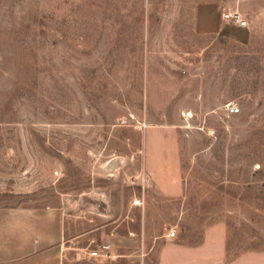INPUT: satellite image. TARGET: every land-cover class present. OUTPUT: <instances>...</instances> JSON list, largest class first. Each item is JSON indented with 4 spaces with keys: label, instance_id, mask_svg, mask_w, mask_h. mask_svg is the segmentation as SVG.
<instances>
[{
    "label": "rangeland",
    "instance_id": "374dc122",
    "mask_svg": "<svg viewBox=\"0 0 264 264\" xmlns=\"http://www.w3.org/2000/svg\"><path fill=\"white\" fill-rule=\"evenodd\" d=\"M25 212L64 264H157L218 222L264 250V0H0V234Z\"/></svg>",
    "mask_w": 264,
    "mask_h": 264
},
{
    "label": "crops",
    "instance_id": "0c3cea01",
    "mask_svg": "<svg viewBox=\"0 0 264 264\" xmlns=\"http://www.w3.org/2000/svg\"><path fill=\"white\" fill-rule=\"evenodd\" d=\"M202 13L197 15L199 30L211 31L202 26ZM153 145L148 140L147 146ZM176 155H178L176 153ZM166 155L164 154L163 157ZM174 157L173 154H171ZM165 164L161 192L167 197L183 195L184 187L178 173L165 174ZM27 214L35 223L31 233L28 225L21 221L18 224L5 225L0 234V264H64L60 254L59 221L50 219V233L43 232L46 216L35 213H10L13 217L26 219ZM52 213H50L51 215ZM37 215V216H36ZM48 216V215H47ZM36 218L38 220H36ZM39 226V227H38ZM228 227L224 222L210 225L198 244H184L174 240L166 241L157 254V264H264V250H248L233 256L229 249Z\"/></svg>",
    "mask_w": 264,
    "mask_h": 264
},
{
    "label": "built area",
    "instance_id": "2783aa9c",
    "mask_svg": "<svg viewBox=\"0 0 264 264\" xmlns=\"http://www.w3.org/2000/svg\"><path fill=\"white\" fill-rule=\"evenodd\" d=\"M222 18L239 28H246L248 26L247 20H245L239 12L224 13ZM231 111L237 113L238 109L232 108ZM175 235L176 233L173 231L171 232L170 237L174 238Z\"/></svg>",
    "mask_w": 264,
    "mask_h": 264
}]
</instances>
